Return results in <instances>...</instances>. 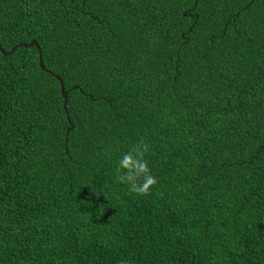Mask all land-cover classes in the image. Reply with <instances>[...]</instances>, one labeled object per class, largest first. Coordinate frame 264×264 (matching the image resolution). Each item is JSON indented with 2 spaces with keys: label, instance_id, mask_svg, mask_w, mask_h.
Returning <instances> with one entry per match:
<instances>
[{
  "label": "trees",
  "instance_id": "1",
  "mask_svg": "<svg viewBox=\"0 0 264 264\" xmlns=\"http://www.w3.org/2000/svg\"><path fill=\"white\" fill-rule=\"evenodd\" d=\"M33 40L0 50V264H264V0H0Z\"/></svg>",
  "mask_w": 264,
  "mask_h": 264
},
{
  "label": "clouds",
  "instance_id": "2",
  "mask_svg": "<svg viewBox=\"0 0 264 264\" xmlns=\"http://www.w3.org/2000/svg\"><path fill=\"white\" fill-rule=\"evenodd\" d=\"M150 150L147 141L134 143L129 151L123 153L116 162L115 179L126 185L128 191L137 196H147L158 184V178L152 174L148 161L144 158Z\"/></svg>",
  "mask_w": 264,
  "mask_h": 264
},
{
  "label": "water",
  "instance_id": "3",
  "mask_svg": "<svg viewBox=\"0 0 264 264\" xmlns=\"http://www.w3.org/2000/svg\"><path fill=\"white\" fill-rule=\"evenodd\" d=\"M33 45H37V47H38V49H39V54H40V65L43 66V57H42L41 48H40L39 44L37 43V41H35V40L31 41L30 43H24V42L19 43V44L13 46L12 49L9 50V51H5V50L0 46V50H1L5 55H8V54H12V53H13L18 47H20V46H33ZM43 68L45 69V67H43ZM47 71H48L49 73H52V71H50V70H47ZM57 77L59 78V76H57ZM59 80L61 81V84H62V86H61V90H62L63 97H64L65 99H67V91H66L65 88H64V84H63L62 80H61L60 78H59Z\"/></svg>",
  "mask_w": 264,
  "mask_h": 264
}]
</instances>
